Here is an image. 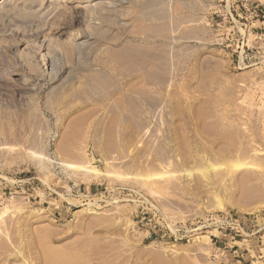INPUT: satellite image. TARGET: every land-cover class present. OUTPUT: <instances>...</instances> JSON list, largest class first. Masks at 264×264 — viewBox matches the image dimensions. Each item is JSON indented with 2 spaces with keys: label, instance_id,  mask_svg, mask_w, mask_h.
Instances as JSON below:
<instances>
[{
  "label": "rangeland",
  "instance_id": "1",
  "mask_svg": "<svg viewBox=\"0 0 264 264\" xmlns=\"http://www.w3.org/2000/svg\"><path fill=\"white\" fill-rule=\"evenodd\" d=\"M89 1L0 0V264H264V0Z\"/></svg>",
  "mask_w": 264,
  "mask_h": 264
},
{
  "label": "built area",
  "instance_id": "2",
  "mask_svg": "<svg viewBox=\"0 0 264 264\" xmlns=\"http://www.w3.org/2000/svg\"><path fill=\"white\" fill-rule=\"evenodd\" d=\"M122 193H124V191H122ZM92 196L93 194L90 191L82 192L81 189L75 190V197L81 202L87 203L86 200ZM127 196H129L130 200L138 204L137 217H140L138 225L141 224L144 227L143 229L148 231L150 235L158 234L166 223L165 215L159 204L150 200L140 192H134V194L129 193ZM90 205L93 207L96 206L97 203H90ZM145 220L146 222L144 223ZM153 220H155V222ZM257 221L256 215L238 214L226 210L208 214L207 217L203 219L199 229H212L222 234L230 232L233 238L243 234L253 236L264 229V226H258ZM252 227H254V229L251 230L250 228ZM213 237H217V235L214 234Z\"/></svg>",
  "mask_w": 264,
  "mask_h": 264
},
{
  "label": "crops",
  "instance_id": "3",
  "mask_svg": "<svg viewBox=\"0 0 264 264\" xmlns=\"http://www.w3.org/2000/svg\"><path fill=\"white\" fill-rule=\"evenodd\" d=\"M263 237H264V236H261V235L258 236V237H255V236H254L253 239H252V241H253V242H255V241L260 242V239L263 238ZM262 242H263V245H264V240H262ZM252 244L254 245V243H252ZM259 244H260V243H259ZM257 252L260 254L259 257H261V258L264 257V253H263L264 251L261 252V250H258ZM260 252H261V253H260ZM255 253H256V252H255ZM253 262L255 263V261H253Z\"/></svg>",
  "mask_w": 264,
  "mask_h": 264
},
{
  "label": "bare ground",
  "instance_id": "4",
  "mask_svg": "<svg viewBox=\"0 0 264 264\" xmlns=\"http://www.w3.org/2000/svg\"><path fill=\"white\" fill-rule=\"evenodd\" d=\"M29 1V0H28ZM91 2V0L89 1V3H88V6H90V3ZM94 3V2H93ZM95 7V6H94ZM90 8V7H89ZM94 74V73H93ZM96 76V75H95ZM35 155H37L38 157H40V158H44V157H46V156H44V155H42V154H36L35 153ZM63 165H65L66 167H71V168H73V166L71 165V164H66V163H63Z\"/></svg>",
  "mask_w": 264,
  "mask_h": 264
}]
</instances>
